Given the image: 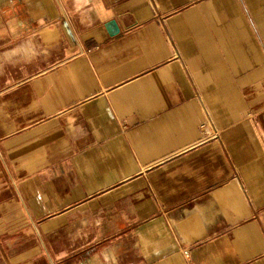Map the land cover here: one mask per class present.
<instances>
[{"label": "crops", "instance_id": "0c3cea01", "mask_svg": "<svg viewBox=\"0 0 264 264\" xmlns=\"http://www.w3.org/2000/svg\"><path fill=\"white\" fill-rule=\"evenodd\" d=\"M0 264H264V0H0Z\"/></svg>", "mask_w": 264, "mask_h": 264}, {"label": "built area", "instance_id": "2783aa9c", "mask_svg": "<svg viewBox=\"0 0 264 264\" xmlns=\"http://www.w3.org/2000/svg\"><path fill=\"white\" fill-rule=\"evenodd\" d=\"M203 139H215L219 136V129L214 125L208 112H205L204 120L199 124ZM184 255L188 257V252L185 250Z\"/></svg>", "mask_w": 264, "mask_h": 264}, {"label": "water", "instance_id": "95a60500", "mask_svg": "<svg viewBox=\"0 0 264 264\" xmlns=\"http://www.w3.org/2000/svg\"><path fill=\"white\" fill-rule=\"evenodd\" d=\"M106 28L107 31L109 32V34H115L117 32V25L115 23L114 20H110L107 24H106Z\"/></svg>", "mask_w": 264, "mask_h": 264}]
</instances>
